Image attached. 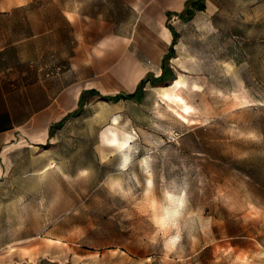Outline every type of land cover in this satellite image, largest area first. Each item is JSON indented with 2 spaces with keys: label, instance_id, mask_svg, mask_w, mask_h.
<instances>
[{
  "label": "rangeland",
  "instance_id": "obj_1",
  "mask_svg": "<svg viewBox=\"0 0 264 264\" xmlns=\"http://www.w3.org/2000/svg\"><path fill=\"white\" fill-rule=\"evenodd\" d=\"M65 7L133 18L120 0H0V31ZM170 23L172 76L138 101L88 97L37 148L16 142L0 264H264V0H205ZM137 34L157 77L152 33ZM111 128L131 134L126 157Z\"/></svg>",
  "mask_w": 264,
  "mask_h": 264
},
{
  "label": "crops",
  "instance_id": "obj_2",
  "mask_svg": "<svg viewBox=\"0 0 264 264\" xmlns=\"http://www.w3.org/2000/svg\"><path fill=\"white\" fill-rule=\"evenodd\" d=\"M120 1L132 19L65 7L58 16L12 19L21 31H0V171L16 142L37 148L52 138V124L77 106L84 90H95L96 97L131 92L150 74L154 60L136 50L139 31L152 33L150 47L161 70L172 39L170 19L186 0ZM30 20L35 27L28 26Z\"/></svg>",
  "mask_w": 264,
  "mask_h": 264
},
{
  "label": "trees",
  "instance_id": "obj_3",
  "mask_svg": "<svg viewBox=\"0 0 264 264\" xmlns=\"http://www.w3.org/2000/svg\"><path fill=\"white\" fill-rule=\"evenodd\" d=\"M204 8H205V0H186L184 2V8L178 14V17L181 19H185V20L190 19L196 11L204 10ZM168 28L171 31L172 39H171V43L168 47L167 52L162 56L161 73L157 77H151L150 75H146L142 77L137 83L135 89L131 92H122V93H117L114 95H100L99 96L100 98L104 100H112V101H116L121 98L132 99L134 101H138L142 96V88L146 82H150L151 84H157L159 82H162L168 79L170 76H172V70L170 66L168 65V60L174 55L173 45L175 44L179 35L173 29L171 25H169ZM94 94H95V90L93 89H88V90H84L83 92H81L78 102H77L76 109L74 111L66 113L61 119L56 121L52 125V128H50L49 134H51V131L53 133L54 129L59 128L62 125L63 121L69 115H72L78 112L80 107L83 106V104L87 101V98L90 96H93Z\"/></svg>",
  "mask_w": 264,
  "mask_h": 264
},
{
  "label": "bare ground",
  "instance_id": "obj_4",
  "mask_svg": "<svg viewBox=\"0 0 264 264\" xmlns=\"http://www.w3.org/2000/svg\"><path fill=\"white\" fill-rule=\"evenodd\" d=\"M176 81L179 83L182 82V79L180 78V76H178ZM114 122H115V119H113V123ZM109 132H110V135H108L106 137L107 145L110 146L111 148H113L114 150L120 151L124 155V157H126L127 156V149H128L129 143L132 139L131 134H129V133L118 134V132L113 128L109 129Z\"/></svg>",
  "mask_w": 264,
  "mask_h": 264
},
{
  "label": "snow or ice",
  "instance_id": "obj_5",
  "mask_svg": "<svg viewBox=\"0 0 264 264\" xmlns=\"http://www.w3.org/2000/svg\"><path fill=\"white\" fill-rule=\"evenodd\" d=\"M125 164H127V159L125 158Z\"/></svg>",
  "mask_w": 264,
  "mask_h": 264
}]
</instances>
